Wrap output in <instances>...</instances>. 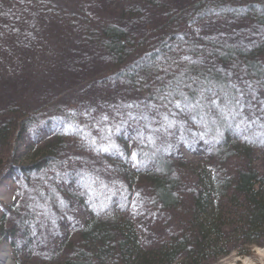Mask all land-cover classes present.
Instances as JSON below:
<instances>
[{"label":"trees","instance_id":"obj_1","mask_svg":"<svg viewBox=\"0 0 264 264\" xmlns=\"http://www.w3.org/2000/svg\"><path fill=\"white\" fill-rule=\"evenodd\" d=\"M193 79L264 100V0H0V187L15 183L0 242L16 264H211L264 246V111L206 123L161 107ZM189 145L206 153L186 160ZM141 206L174 231L159 222L144 246Z\"/></svg>","mask_w":264,"mask_h":264},{"label":"rangeland","instance_id":"obj_2","mask_svg":"<svg viewBox=\"0 0 264 264\" xmlns=\"http://www.w3.org/2000/svg\"><path fill=\"white\" fill-rule=\"evenodd\" d=\"M256 35L258 36V33H256ZM74 96H75V93H72L69 96H65L63 98H65L67 101H72ZM37 128H39V126ZM41 128H42L40 132L41 136L43 137V139H47V137H49V134L44 132L43 127ZM195 143H197V141ZM82 144L83 143H80V146H79V144L73 143L72 148H75L77 145L79 148L80 147L82 148ZM189 147L191 149L183 148L182 151L180 152L182 157L186 160L198 158L199 155H204V153H206L205 151H203L202 145L198 148L199 150L197 149L198 150L197 153H195L194 145L193 146L189 145ZM258 155H261V153H259ZM257 158L261 160V156H258ZM256 160L258 161V159ZM14 185L15 183L13 180L11 181V183H8L7 185L0 187V218L2 217L3 213L7 211V208L13 202L14 195H15ZM61 186L65 189H67L68 187L66 183H61ZM76 190L78 191V188ZM62 196L64 198V195ZM67 202L70 204V208H69L70 211L66 214L68 217L67 219L69 223H71L72 221V224H73V221L76 220L77 222L78 218L82 219L86 217L85 208L81 204L77 205L79 203L76 200L70 199ZM143 210L144 209L142 208V206L136 210L138 212L136 216L137 217L136 227L138 230L139 240L144 246L153 245L155 242L158 241L157 236L162 235V233H159V231L154 229V226H156L159 222L162 223V231L165 233L166 236L174 231L175 229L174 223L176 221L174 216H172L169 219L167 215L165 216L161 214L159 215L158 219H153V220L147 219V218H138L139 215L140 216L143 215V213H141V211ZM49 212H51L50 207H49ZM52 215L56 216L57 213H53V212L49 213V215L47 216L48 219L45 220L43 223L39 222L37 224L35 234L33 233L34 237L37 236L36 240L37 241L39 240V246L41 249L39 250L40 254H45L47 252V249H48L47 244L50 243L51 238H53L54 236L53 230L55 229L56 223L54 222L56 220L51 218ZM162 216H164L165 218L163 219ZM36 251H38V247ZM247 253L248 255L246 256H239L238 255L239 253L237 251H232L226 258L219 259L217 261L212 262L211 264H237L238 261H239V264H258L259 259L261 257H264V246L251 247ZM0 264H16L14 257L12 255L11 249L6 243H2V242H0Z\"/></svg>","mask_w":264,"mask_h":264},{"label":"snow or ice","instance_id":"obj_3","mask_svg":"<svg viewBox=\"0 0 264 264\" xmlns=\"http://www.w3.org/2000/svg\"><path fill=\"white\" fill-rule=\"evenodd\" d=\"M183 59L190 60L187 56ZM200 62L191 61V63ZM228 75L231 76L232 73H228ZM194 84H197V79H193L192 84L184 85V87L192 89L193 95L190 96L183 89H176L171 91L169 95L161 97V100L166 102L162 103L161 107L168 108L170 114L173 116L176 113L172 112V109H179L188 113L198 111L200 113V119L206 123H216L221 120L226 121L229 117L235 119L240 112L251 111L254 106L264 111V100L258 99L255 94L249 99L245 91L235 84L226 85L220 90L214 87L202 86L194 88ZM229 88L232 90L231 92ZM197 96L199 97L198 99ZM126 107L132 108L134 105L128 104ZM148 107L153 111H159L157 106L149 105ZM141 118L147 119V116L141 115ZM104 119H107V117H104ZM249 119L251 118L249 117ZM112 147H115V145H112ZM106 150L104 149V151Z\"/></svg>","mask_w":264,"mask_h":264},{"label":"clouds","instance_id":"obj_4","mask_svg":"<svg viewBox=\"0 0 264 264\" xmlns=\"http://www.w3.org/2000/svg\"><path fill=\"white\" fill-rule=\"evenodd\" d=\"M239 256H246V255H248V253H246V254H238ZM227 256H225V257H223L222 259H224V258H226ZM237 264H239V261L237 262ZM258 264H264V257H261L260 259H259V262H258Z\"/></svg>","mask_w":264,"mask_h":264}]
</instances>
